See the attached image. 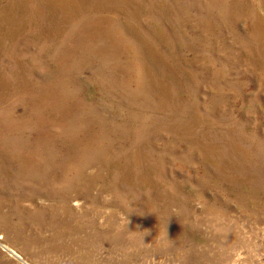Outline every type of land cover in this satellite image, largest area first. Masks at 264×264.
<instances>
[{"label": "rangeland", "instance_id": "rangeland-1", "mask_svg": "<svg viewBox=\"0 0 264 264\" xmlns=\"http://www.w3.org/2000/svg\"><path fill=\"white\" fill-rule=\"evenodd\" d=\"M0 75V264H264V0H0Z\"/></svg>", "mask_w": 264, "mask_h": 264}, {"label": "bare ground", "instance_id": "bare-ground-1", "mask_svg": "<svg viewBox=\"0 0 264 264\" xmlns=\"http://www.w3.org/2000/svg\"><path fill=\"white\" fill-rule=\"evenodd\" d=\"M61 3V2H60ZM67 4V3H66ZM68 6V5H67ZM70 6V5H69ZM148 72H150V71H148ZM1 76V75H0ZM18 76V75H17ZM5 77V76H4ZM2 78V77H1ZM3 79V78H2ZM8 80V79H7ZM14 80H17V79H14ZM6 81V80H5ZM18 81V80H17ZM7 82V81H6ZM3 83V82H2ZM8 83V82H7ZM22 83V82H21ZM20 83V84H21ZM5 84V83H4ZM8 85V84H7ZM10 85V84H9ZM18 85V84H17ZM22 85H23V83H22ZM5 86V85H4ZM12 86V85H11ZM20 86V85H19ZM26 86V85H25ZM24 86V87H25ZM3 87V86H2ZM163 88V87H162ZM11 89V88H10ZM18 89V88H17ZM0 90H2V89H0ZM5 90H7V88L5 89ZM15 90V89H14ZM161 90H163V89H161ZM22 91V90H21ZM5 92V91H4ZM7 93V92H6ZM10 93V92H9ZM13 93V92H12ZM158 93V92H157ZM6 95H8V94H6ZM3 97V96H2ZM8 97V96H7ZM0 98H1V96H0ZM5 98V97H4ZM3 102V101H2ZM1 104V103H0ZM2 105V104H1ZM1 119V118H0ZM4 119V118H3ZM12 121V120H11ZM15 121V120H14ZM3 125V124H2ZM3 145H6L4 142H1ZM7 146V145H6ZM12 148V149H11ZM7 151H10V149H11V151H10V153L9 154H12L13 152H14V150H15V147H13V146H7L6 148H5ZM15 157L14 156H12V155H10V157H9V159L11 160V159H14ZM18 161V160H17ZM0 172H2V171H0Z\"/></svg>", "mask_w": 264, "mask_h": 264}]
</instances>
